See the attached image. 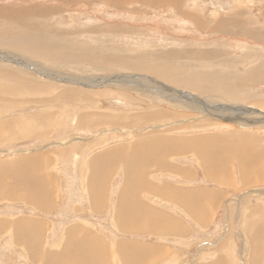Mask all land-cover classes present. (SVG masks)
Instances as JSON below:
<instances>
[{"label":"rangeland","instance_id":"374dc122","mask_svg":"<svg viewBox=\"0 0 264 264\" xmlns=\"http://www.w3.org/2000/svg\"><path fill=\"white\" fill-rule=\"evenodd\" d=\"M124 1L0 0V193L39 194L19 163L40 154L51 187L42 209L0 195V264H77L72 247L81 264H264V0L235 8L246 23L222 31L235 0H179L196 17ZM143 149L168 167L142 175L131 164ZM253 156L256 181L241 166ZM163 184L197 189L200 221ZM171 218L181 231L165 228Z\"/></svg>","mask_w":264,"mask_h":264},{"label":"bare ground","instance_id":"6f19581e","mask_svg":"<svg viewBox=\"0 0 264 264\" xmlns=\"http://www.w3.org/2000/svg\"><path fill=\"white\" fill-rule=\"evenodd\" d=\"M60 1V0H59ZM100 1H104V0H100ZM112 1H115V0H112ZM122 1H124V0H122ZM127 1H129V2H137V3H140V2H147L148 0H127ZM151 1H153V2H155L156 0H149L148 1V3H150L151 4ZM159 1H161V3H164V4H174L179 10H180V12H182V14L183 15H185V14H187V15H193V16H195L196 17V15H194L193 13H190V12H184V9H182V7H181V5L179 4V0H158V2ZM117 2H119V1H117ZM125 2V1H124ZM183 2V1H182ZM252 1L251 0H247L246 2L245 1H242V0H235L234 1V9H233V14H231V16H228V17H224V18H221V19H219L216 23H217V25L215 24V26H214V28H215V31L218 29V30H220V31H222V30H224V29H226L227 27H240V26H242V24H244V23H246V19H244L243 18V14L242 13H240L239 11L237 12L236 11V9L235 8H239V7H241V6H245V5H247L248 3H251ZM126 3V2H125ZM154 5V4H153ZM158 6V5H157ZM163 6V5H162ZM43 7V6H42ZM155 8H157V7H155ZM16 9V8H15ZM45 9V8H44ZM5 10V9H4ZM125 10V9H124ZM40 11H42V10H40ZM43 12V11H42ZM44 12H47L46 10L44 11ZM50 12V11H49ZM139 12V11H138ZM21 13V12H20ZM3 14V13H2ZM1 14V15H2ZM46 14V13H45ZM6 15V14H5ZM214 16H216V13H214ZM180 17V16H179ZM189 17V16H188ZM192 17V16H191ZM233 17H234V19H233ZM181 18V17H180ZM197 18H199V17H197ZM227 18H232V19H227ZM190 20H193L192 18H189ZM16 20V19H15ZM194 21V20H193ZM200 20L198 19H196L195 20V24L197 23L198 25H199V23H201V21L199 22ZM203 22V21H202ZM119 23V22H118ZM205 26V25H204ZM202 27V28H205V27ZM230 29V28H229ZM233 29H235V28H233ZM217 30V31H218ZM211 31V30H210ZM225 32H227V30H225ZM238 32V31H237ZM48 39V38H47ZM256 39V38H255ZM47 43H49V42H47V41H45V44L44 45H46ZM54 44V43H53ZM34 68V67H33ZM40 70V69H39ZM41 73H48V72H43V70H46V71H50V70H47V69H44V68H41ZM182 70H184V67H182ZM112 79V77L110 76L109 77V79ZM69 79V78H68ZM66 80H67V78H66ZM122 79H120L119 81H121ZM112 81H116L115 79L114 80H109V82H112ZM117 82H118V80H117ZM135 83H137V81L135 82ZM145 83H149V82H143L142 84L141 83H139V85H144L145 86ZM155 84V83H154ZM126 116H128V115H126ZM97 117V116H96ZM133 117V116H132ZM132 117L131 116H128V117H125V121H123V120H119V121H121L122 123H128V121L130 122L131 121V119H132ZM105 118L107 119V121H109L110 123L112 122V123H116V122H118V119L117 118H119L118 116H108L107 115V117L105 116ZM89 119H91V120H93V116H90L89 114H83V115H81L80 116V121H79V124H86L87 122H90L89 121ZM96 119H98V118H96ZM123 119V118H122ZM6 122V121H5ZM108 122V123H109ZM2 123H4V122H2ZM9 123V122H8ZM119 123V122H118ZM120 124V123H119ZM9 125H10V123H9ZM4 129V130H3ZM5 127H4V124L2 125V126H0V136L1 137H3L4 136V133H6L5 132ZM2 139H4V137L2 138ZM147 140H149L148 138H147ZM147 140H144V142L145 141H147ZM147 142H145V144H146ZM186 146L187 145H184V146H181V148H179V147H176V152H184V150H185V148H186ZM190 147V146H189ZM195 148H196V151L198 152V153H200V157H203L204 155H205V151H204V149L201 147L200 148V146H199V144L197 145V146H195ZM144 150V149H143ZM217 150V151H216ZM140 151H142V150H140ZM140 151H139V153H140ZM216 151V152H215ZM219 151H223V150H219L218 149V147H216V149H213L212 150V152L214 153L215 152V154H217L216 156H218V155H220L218 152ZM117 152V151H116ZM164 156H165V152H164ZM205 157V156H204ZM219 157V158H218ZM218 157H214L215 159H213L217 164H223V163H225L224 162V160H223V158L221 159V157L222 156H218ZM142 158V159H141ZM141 158L139 157V162L137 163V164H135L134 162L131 164V167H135V165H136V167L137 166H140L141 167V169L140 168H136V170L138 171V172H141V174L142 175H146L148 172H146V170H147V168L148 167H150L151 168V166L153 165V166H157V167H160L161 166V169H162V167L163 168H167L168 166H167V164H166V162H165V160H163V161H161V160H159V158H161L160 157V153L157 151V150H144V151H142V154H141ZM249 159H251L250 161H249ZM246 158L245 159V164L243 163V165H242V163H241V166H242V168L244 169V167H245V169L247 170V167H252L251 168V171L252 170H254L255 171V173H256V177H255V180H253L251 177H247L249 174H250V172H249V174L248 173H245V176H246V178L248 179V181H256V179H259L260 177H262L263 176V174H262V172H261V170L260 171H258L260 168L262 169L263 167H257V166H255L254 165V163H253V166H252V162L254 161L255 162V160L257 159L256 158V156H253L252 158ZM37 160H38V157H35L34 158V160H33V162H37ZM203 160V159H202ZM32 162V163H33ZM32 163L31 164H29L28 165V167H30V168H32ZM256 163V162H255ZM38 164H40V163H38ZM37 164V165H38ZM41 164H43V163H41ZM19 165L21 166L22 164H20L19 163ZM34 166V168H33V173H32V176H31V178H29V179H27V180H24V182H23V184H25V181H26V186H30V187H32V188H38L39 189V194H37L36 196H35V192H33L32 191V189L30 190V191H28V192H26V194H25V196L24 197H22L21 196V192H18V194H12V197H14V198H16V199H31L33 196H35V201L37 202V204H39L40 206H42L43 205V202H44V200H48V196L47 195H44V194H41V192H43V188H44V186L45 187H49V183H48V179L50 178V176H48V175H43V172H41V170H40V166L38 167V166ZM264 166V165H263ZM152 168H154V167H152ZM137 171L135 172V173H132V175H133V177H134V179L133 180H135V185H137V186H135L136 188H141L142 186L144 187V176H143V178H142V175H141V177H139V176H137V175H140V174H138L137 173ZM27 171H23L22 172V174H25ZM251 173H254V172H251ZM19 176V175H18ZM254 176V175H253ZM25 177V176H24ZM3 180V178H0V181H2ZM1 186V185H0ZM139 186V187H138ZM17 188V186H15V189ZM20 189V188H19ZM18 189V190H19ZM8 194H10L11 195V193H8ZM10 195H9V197H10ZM44 195V196H43ZM42 196V197H41ZM39 197V198H38ZM40 197L42 198V199H40ZM182 199H184V203H187V200L188 199H190V198H186V197H183ZM181 199V200H182ZM193 199H195V198H193ZM39 202V203H38ZM191 207V206H190ZM192 208H194V209H197L195 206H192ZM198 210V209H197ZM198 212V211H197ZM258 212H259V215H262V216H264V212L263 211H259L258 210ZM198 215V214H197ZM3 227V225L2 224H0V228H2Z\"/></svg>","mask_w":264,"mask_h":264},{"label":"crops","instance_id":"0c3cea01","mask_svg":"<svg viewBox=\"0 0 264 264\" xmlns=\"http://www.w3.org/2000/svg\"><path fill=\"white\" fill-rule=\"evenodd\" d=\"M197 154L199 155V153L197 152ZM43 156V154H40V155H36V157H38L39 159H41V157ZM33 158H35V157H33ZM28 159V158H23L21 161H20V164H22L21 165V167H25V168H28V165L29 164H31L32 162H33V160L34 159ZM98 158H100V156L99 157H97L96 159H97V161H99L98 160ZM47 161H49V160H47ZM97 161H95V167H94V169H97L98 167H99V165H98V163H97ZM43 163V161H38V162H33L32 163V167H34L35 165H37L38 163ZM215 164H216V168H217V170H216V172L213 174V175H215L216 173H217V175H219V172H220V170L221 169H224V167H225V163H223V164H217L216 162H215ZM38 166V165H37ZM39 167V166H38ZM1 168H3L2 166H1ZM0 168V169H1ZM161 168V167H160ZM163 168V167H162ZM97 171H99L98 169H97ZM187 172H189V175H188V177H192L191 175H192V173L188 170ZM214 172V171H213ZM45 174L46 175H48V172H45ZM44 175V174H43ZM182 178V177H181ZM230 184H231V182H229ZM89 185V184H88ZM166 188H168V187H170L168 184H163ZM90 186V185H89ZM145 186V185H144ZM148 187H149V189H150V191H152V189L154 190H161V188H159V187H157L156 185H154V184H152V183H149L148 184ZM49 188H51V187H49ZM171 188V187H170ZM88 189H89V194L91 195L92 193H93V195L91 196V198H92V201L98 206V202H99V200L101 199V193L100 192H91V186H90V188L88 187ZM170 190H173L172 192H166V194H167V199L168 200H175L176 202H177V204H180V205H183L184 204V206H185V208H186V210L191 214V215H193V216H197L198 217V219H199V221H200V219H201V217H202V215L198 212V213H196V209H194V208H192V206H195L197 209H198V211H199V205H197L196 204V202H195V200L197 199V196H198V192H197V189H191V188H186V189H184V188H179V187H176V186H174V188H171ZM173 194V195H172ZM0 195H2L3 197V200H5V199H11V200H15V201H17V200H19V201H21V202H27V203H31V204H34V205H36L38 208H40V209H42V206H40L39 204H37V202L34 200V199H16V198H13L12 197V195H10V197L7 195V194H5L4 195V193H0ZM162 195H164L165 196V194H164V192H162ZM169 196H170V198H169ZM103 197V196H102ZM183 197H186V198H190V199H188L187 200V203H184V199H182ZM1 198V197H0ZM1 198V199H2ZM138 197H136L135 199H137ZM193 198H195V199H193ZM182 199V200H181ZM46 202H47V200H46ZM49 202V201H48ZM39 203V202H38ZM44 203V202H43ZM191 206V207H190ZM131 207H137V206H130V208ZM128 210H129V212H130V209H129V206H128ZM146 211H148V210H144V208L141 206L140 207V210H139V217H140V220L141 221H148V222H151V220H147V216H146V214H145V212ZM149 212H150V214H151V210H149ZM144 214H145V216H144ZM198 214V215H197ZM144 216V217H143ZM146 219V220H145ZM0 224H3L2 222H0ZM21 227H22V225H20V229H21ZM166 229H169V230H178V231H181V229H183V227L182 226H180L179 224H178V221L176 220V219H174V218H171V219H169V224H167L166 225V227H165ZM87 236H89V235H87ZM86 236V237H87ZM35 238V237H34ZM88 238V237H87ZM91 239L92 240H96L95 238H93V237H91ZM84 240H86V238L85 239H83L82 240V242H79V245H82V247H80V250L83 248V246H85L86 244L88 245L89 243L86 241V242H84ZM71 251H73L74 253L72 254V253H69V255L70 256H73L74 258H78V260H76V259H74L75 260V263H77V264H81V259H79L80 257H81V255L83 254V253H81V251H77L76 252V250L74 249V247H72V250H70L69 252H71ZM78 253V254H77ZM67 257H69L68 255L66 256V258ZM65 260L66 259H64V262H65ZM72 261V260H71ZM83 263V262H82Z\"/></svg>","mask_w":264,"mask_h":264}]
</instances>
